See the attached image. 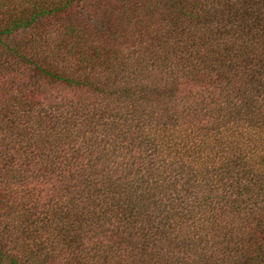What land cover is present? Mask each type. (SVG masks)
<instances>
[{
  "label": "trees",
  "instance_id": "1",
  "mask_svg": "<svg viewBox=\"0 0 264 264\" xmlns=\"http://www.w3.org/2000/svg\"><path fill=\"white\" fill-rule=\"evenodd\" d=\"M0 264H264V0H0Z\"/></svg>",
  "mask_w": 264,
  "mask_h": 264
}]
</instances>
